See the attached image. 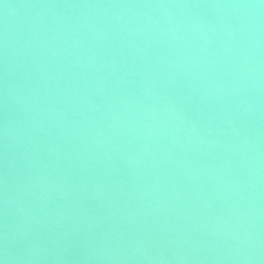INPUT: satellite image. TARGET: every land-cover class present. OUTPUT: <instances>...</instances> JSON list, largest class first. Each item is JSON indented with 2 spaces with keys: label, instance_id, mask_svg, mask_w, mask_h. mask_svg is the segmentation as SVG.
Returning a JSON list of instances; mask_svg holds the SVG:
<instances>
[{
  "label": "water",
  "instance_id": "95a60500",
  "mask_svg": "<svg viewBox=\"0 0 264 264\" xmlns=\"http://www.w3.org/2000/svg\"><path fill=\"white\" fill-rule=\"evenodd\" d=\"M208 77L217 264H264V0H196Z\"/></svg>",
  "mask_w": 264,
  "mask_h": 264
}]
</instances>
